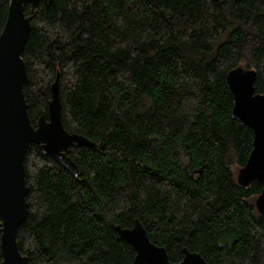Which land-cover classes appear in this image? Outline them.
<instances>
[{
    "label": "trees",
    "instance_id": "16d2710c",
    "mask_svg": "<svg viewBox=\"0 0 264 264\" xmlns=\"http://www.w3.org/2000/svg\"><path fill=\"white\" fill-rule=\"evenodd\" d=\"M25 13L31 122L58 73L63 126L92 142L69 148L78 178L26 150L28 264H131L115 226L135 219L172 262L187 248L208 264H264L262 186L236 181L253 132L225 82L241 66L264 90V0H51Z\"/></svg>",
    "mask_w": 264,
    "mask_h": 264
},
{
    "label": "water",
    "instance_id": "95a60500",
    "mask_svg": "<svg viewBox=\"0 0 264 264\" xmlns=\"http://www.w3.org/2000/svg\"><path fill=\"white\" fill-rule=\"evenodd\" d=\"M51 0H10L5 23L0 32V264H28L20 252L17 231L26 218L28 187L25 183L24 158L31 143L51 157L71 176L80 170L68 155L70 147L90 146L82 134L67 131L61 119L58 73L50 85L46 113L33 124L28 115L23 87L28 84L26 62L22 57L31 30V14L39 2ZM256 71L245 67L229 70L226 86L233 99L232 116L253 132L252 149L245 164L237 170L238 186L252 182L262 186L254 199L260 215L264 214V90L255 92ZM120 237L135 251L131 264H208L196 251L183 249L178 262L168 258L166 249L150 241L142 223L135 219L131 227L115 226Z\"/></svg>",
    "mask_w": 264,
    "mask_h": 264
},
{
    "label": "rangeland",
    "instance_id": "374dc122",
    "mask_svg": "<svg viewBox=\"0 0 264 264\" xmlns=\"http://www.w3.org/2000/svg\"><path fill=\"white\" fill-rule=\"evenodd\" d=\"M238 170V169H237ZM237 170H236V173H237ZM253 203H254V201H253Z\"/></svg>",
    "mask_w": 264,
    "mask_h": 264
}]
</instances>
